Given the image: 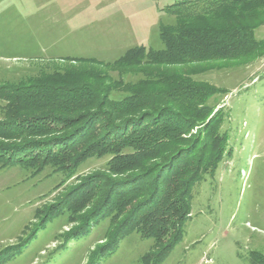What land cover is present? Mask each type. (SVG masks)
Returning <instances> with one entry per match:
<instances>
[{"label":"rangeland","instance_id":"374dc122","mask_svg":"<svg viewBox=\"0 0 264 264\" xmlns=\"http://www.w3.org/2000/svg\"><path fill=\"white\" fill-rule=\"evenodd\" d=\"M177 1L0 0V264H255L264 256V8L247 16L253 56L123 61L135 48H164L160 33L174 24L165 8ZM171 79L203 91L195 113L169 104ZM44 92L95 101L59 113L40 101ZM154 92L158 102L128 114L107 100ZM29 96L39 101L29 106ZM58 117L84 119L67 126ZM125 121L140 133L104 139L106 123ZM174 121L172 148L155 140L153 151L151 133ZM140 137L150 145L138 155L129 143ZM62 139L78 142L58 151ZM187 182V208L174 215L167 188Z\"/></svg>","mask_w":264,"mask_h":264},{"label":"trees","instance_id":"16d2710c","mask_svg":"<svg viewBox=\"0 0 264 264\" xmlns=\"http://www.w3.org/2000/svg\"><path fill=\"white\" fill-rule=\"evenodd\" d=\"M262 8H264V0H180L174 2L165 8L174 17V24L164 28L160 33V39L164 48L162 50H153L144 47L135 48L130 50L122 60L124 61L127 56L129 57L136 53L144 55L147 61L156 64L183 65L213 60H238L251 55L253 56L255 55L253 42L254 26L248 24L247 16L256 11L257 13L258 11L260 12ZM167 85L171 89L165 92V94L169 95V104H173L180 109H185L192 113L196 112L197 106L202 105V100H198V98H201L203 91L190 87L182 80L171 79ZM93 94L95 93L93 92ZM159 94V92H154L152 96L151 94H145L143 97L139 94L138 98H130L127 101L125 100L126 102L123 100H109L108 98L107 100L110 101V108L114 109L115 112L118 114H128L133 109L146 105L149 106L154 104V102H158L154 95ZM41 96L39 97L40 101L46 100L47 104H52V107H50L52 110L65 114H71L82 110L83 107L92 106L94 104L93 101H95L93 96L91 97L84 93L79 95H66L63 93L46 95L44 92ZM33 98L34 96H29L28 99L30 100L27 101L26 99L28 105L33 103L31 101L36 100ZM37 100L39 101V99ZM83 119L84 117H79L70 121L58 117L56 120L64 124L66 123L68 126L70 123H72L71 125H75ZM89 119L91 120L92 117L89 116ZM175 122L169 123L170 125L151 133V136L155 137L151 139V148L153 151L156 150L157 140V142L164 140L166 145H172L177 140L180 134L179 128L181 127ZM18 125L22 126V123H15V126ZM49 125L51 124L49 123ZM106 127L107 131L104 132L103 137L108 142L115 140L125 142L134 134L140 133L139 127V130L134 129L131 121H125L117 126L108 122L106 123ZM40 128V126H37L35 129ZM85 132L82 134L79 133L77 139H82L87 133ZM123 137L125 139H122ZM68 142L65 139L60 141L56 140L53 147L55 146L58 151H67L78 141L71 140L69 144ZM129 144L136 151H138L137 148L140 146L146 148L150 145L149 140H142V137L136 141H130ZM171 145L167 150L172 148ZM141 152L145 153L144 150H141ZM148 153L149 151H146V154ZM138 155L141 154L139 153ZM188 185L189 182L184 185H179L181 187L180 189L179 186L175 188L169 186L167 188L166 195L168 196L169 193L167 211L170 210V212H173L177 216L185 212L187 208L185 202L189 197L187 191ZM177 192H182L183 197H179ZM254 263L264 264V256H257Z\"/></svg>","mask_w":264,"mask_h":264}]
</instances>
